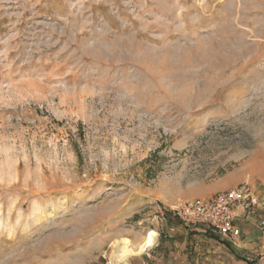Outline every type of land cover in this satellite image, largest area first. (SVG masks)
Returning <instances> with one entry per match:
<instances>
[{"label":"rangeland","instance_id":"374dc122","mask_svg":"<svg viewBox=\"0 0 264 264\" xmlns=\"http://www.w3.org/2000/svg\"><path fill=\"white\" fill-rule=\"evenodd\" d=\"M244 182L264 0H0V264H264L172 212Z\"/></svg>","mask_w":264,"mask_h":264},{"label":"built area","instance_id":"2783aa9c","mask_svg":"<svg viewBox=\"0 0 264 264\" xmlns=\"http://www.w3.org/2000/svg\"><path fill=\"white\" fill-rule=\"evenodd\" d=\"M262 205L260 195L244 182L232 190L188 202L172 212L187 225L203 224L222 238L237 239L242 225L251 223ZM258 226H264V220Z\"/></svg>","mask_w":264,"mask_h":264},{"label":"bare ground","instance_id":"6f19581e","mask_svg":"<svg viewBox=\"0 0 264 264\" xmlns=\"http://www.w3.org/2000/svg\"><path fill=\"white\" fill-rule=\"evenodd\" d=\"M155 234L152 233V235L149 237V241H152V237L154 236ZM112 246L113 248L116 250L118 247H124L126 249V252H127V255H137V253L132 249V248H129L128 246V242L126 241V239H118V240H115L113 243H112ZM149 248V244L147 245H144L141 249L142 252L146 251V249ZM124 264H129L127 262H125Z\"/></svg>","mask_w":264,"mask_h":264},{"label":"crops","instance_id":"0c3cea01","mask_svg":"<svg viewBox=\"0 0 264 264\" xmlns=\"http://www.w3.org/2000/svg\"><path fill=\"white\" fill-rule=\"evenodd\" d=\"M257 226H258L257 220H254V219L251 223H249L246 226L247 229L245 226H242V232H245V230L247 231V235H248V237L246 239L247 242H250V241H252V239H254L255 234L257 233V230H256L258 228ZM245 246H248V245H245Z\"/></svg>","mask_w":264,"mask_h":264}]
</instances>
